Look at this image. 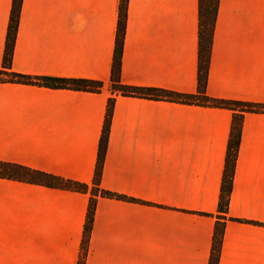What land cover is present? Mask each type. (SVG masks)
Segmentation results:
<instances>
[{
  "label": "crops",
  "instance_id": "crops-1",
  "mask_svg": "<svg viewBox=\"0 0 264 264\" xmlns=\"http://www.w3.org/2000/svg\"><path fill=\"white\" fill-rule=\"evenodd\" d=\"M14 0H0V69ZM121 0H22L12 70L101 91L0 82V161L93 186L84 264H210L235 111L112 94ZM199 0H128L121 80L196 94ZM206 93L264 105V0H219ZM91 192L0 177V264H78ZM222 218V217H221ZM218 264H264V112H245ZM222 222V220H221Z\"/></svg>",
  "mask_w": 264,
  "mask_h": 264
},
{
  "label": "trees",
  "instance_id": "trees-1",
  "mask_svg": "<svg viewBox=\"0 0 264 264\" xmlns=\"http://www.w3.org/2000/svg\"><path fill=\"white\" fill-rule=\"evenodd\" d=\"M219 0H199V77L198 91L196 94H182L174 91L140 87L128 85L121 80L122 71V53L126 32V15L128 0H121L119 21L116 36V45L114 60L111 71V92L112 94H121L123 96H133L154 100H166L182 103H194L213 107L227 108L235 111L232 133L229 142L226 167L224 171L221 194L218 205L220 221L216 225L213 239L212 254L210 264H218L221 251L222 236L224 232L225 217L229 210L230 194L233 184V175L237 160L238 148L241 137L242 118L245 112H264L263 104L231 101L211 98L206 93L207 77L209 70L210 52L213 43L214 26L218 14ZM22 0H14L11 12L10 25L8 29L6 48L3 58V65L0 69V82L21 83L28 85L45 86L57 89H71L75 91L99 92L103 84L98 81L86 79H64L56 77H36L16 73L12 70V59L14 43L16 39L19 16L21 11ZM115 98L108 101L106 122L102 133L98 161L96 165L93 186L65 179L59 176L47 174L41 171L33 170L28 167L0 161V177L8 179H17L33 183H41L49 187L60 189H69L79 192L90 190L92 196L90 200L87 220L84 227V236L82 249L78 264H84L88 250V241L93 226L94 212L97 202V196L102 197H119L118 195L101 188V175L104 164L105 152L109 138L110 123L112 118ZM222 217V218H221ZM222 220V222H221Z\"/></svg>",
  "mask_w": 264,
  "mask_h": 264
}]
</instances>
